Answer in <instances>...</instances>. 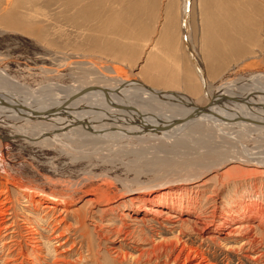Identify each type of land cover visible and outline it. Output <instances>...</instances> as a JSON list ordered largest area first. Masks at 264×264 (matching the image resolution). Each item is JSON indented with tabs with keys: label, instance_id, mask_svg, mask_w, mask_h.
I'll use <instances>...</instances> for the list:
<instances>
[{
	"label": "rangeland",
	"instance_id": "1",
	"mask_svg": "<svg viewBox=\"0 0 264 264\" xmlns=\"http://www.w3.org/2000/svg\"><path fill=\"white\" fill-rule=\"evenodd\" d=\"M183 2L0 0V85L16 83L19 95L35 91L34 94L43 93L45 97L68 86L113 85L118 79L109 69H114L121 71V77L186 95L185 101L190 98L196 106H205L210 102L208 82L216 86L223 81L239 79L245 83L243 78L264 77V7L249 4L231 7L218 4L217 0H187L186 32ZM247 83L251 82H246L250 86ZM181 103L186 107L184 101ZM216 119L217 129L189 126L174 138H163L153 131L119 134L112 129L78 135L70 127H50L42 144L37 138L33 139L37 143L29 141L22 136V130H15L21 122L5 125L0 121V191L3 188L9 191L10 205L14 206L13 218L8 223H18L20 240L22 234L33 229L49 233L51 214L63 218L64 225L71 227L69 242L62 246L56 244L66 237L51 243L41 239L42 250L37 251L42 255L22 240L25 250L20 260L66 264L58 260L63 258L69 264H78L76 248L67 250L76 240L89 257L88 264H96L93 250L101 252V261L112 260L113 246L132 253L121 264H181L173 260L169 249L160 247L143 254L138 263L133 260L139 252L151 249L155 241H169L177 235L188 245L200 246L217 264H264V243L240 249L244 231L224 237L229 229L246 223L247 219L238 217L219 225L222 210L228 212L234 200L249 204L256 198L264 206V174L241 176L242 171L251 167L239 162L247 154L255 157L264 154V119L247 112L233 117L218 113ZM145 122L141 118L137 124H129L148 127V121ZM196 174L198 178H191ZM66 182L80 188L74 190L72 202L55 204L54 209L44 207L51 203H41L37 210L30 209L32 204L25 191L32 189L49 196L51 191L64 190L62 184ZM102 183L113 198L109 202L87 201ZM167 185H179L178 190L165 193L164 198L169 195L171 203V199L176 200L171 204L170 214L179 215L184 223L175 222L177 218L174 221L158 218L152 213L150 207L169 211L166 201L132 203L126 192L127 188H140L148 193ZM206 206L210 209L216 206V216L208 228L195 229V221L200 220L198 217ZM73 209L85 215L83 224ZM123 224L128 225L130 232L125 239L109 231L113 225ZM97 229H102V237H98ZM253 232L258 240L264 238V225H257ZM207 236H213L214 240ZM10 250L0 241V264H6L3 259L12 256ZM256 252L263 253L258 262L247 256Z\"/></svg>",
	"mask_w": 264,
	"mask_h": 264
},
{
	"label": "bare ground",
	"instance_id": "2",
	"mask_svg": "<svg viewBox=\"0 0 264 264\" xmlns=\"http://www.w3.org/2000/svg\"><path fill=\"white\" fill-rule=\"evenodd\" d=\"M186 2L187 0H184L183 2L184 5L183 26H184V30H186L187 32L188 17L186 18V13H187L185 9ZM217 3L220 5H227L231 7H239L242 4H249L253 6L259 5V8L264 7V0H217ZM256 8L258 9V7ZM189 32L191 31L188 30V33ZM185 38L187 40V37ZM188 38L190 40V37ZM189 49L191 50L192 48H190L189 46ZM193 58L195 59V57ZM196 58H198L197 55ZM88 62L91 63L90 60ZM201 70L202 69L200 67L199 72L201 78L203 79L204 73H202ZM109 71L110 73L112 72L115 73L116 74L115 77L116 79H118L116 83L113 85L104 88L96 85H92V86L81 85L77 87L68 86L66 88L61 87L62 89L58 90L59 91L58 93L56 92L55 94L48 95L45 97L42 96L43 93L42 95L34 94L36 93L35 91L26 94L23 93V95L20 92L19 95L16 83L15 84L11 83L10 85L7 84L8 86L5 85L6 83L5 84L3 83L4 84L3 86L0 85V121L5 123V125L11 124L10 123L11 121L12 123L13 121L21 122L22 125H20L19 129L17 127V129L15 130H20V131L22 130L21 132L23 133L22 136L29 139V141H32L33 143L34 142L37 143L38 141L33 140L37 138V140H40L42 144L45 140H47L48 135L46 131H49L48 129L50 127H57V128L70 127L72 129V133L74 134L76 133L78 135L82 134L83 132L98 133V132H107L112 129L114 131H117L119 134H126V133L142 134L143 132L146 131H153L159 134L163 138L164 137L174 138L189 126L206 125L205 127L206 130L213 126L216 128L215 126L217 125L216 114L218 113L226 117H233L238 115H246L247 112L249 115L258 114L259 116H261V118L264 119V85H261V82H264V77L261 78V76L258 75L249 78H243V81H245V83L239 81V79L223 81L222 83H219L216 86H214L211 83L209 84L208 82L206 85L207 86L206 88L209 91V92L207 91V93H209L210 95L208 96L210 97V100L214 99L217 104H215L212 108L206 109L204 111H198V110L195 111V109L192 108V106L190 105V102L185 101L186 98L183 95L182 96L180 94L167 95V94H162L161 92H152L151 90L145 88L144 86L137 84V82L133 80L121 77V75H119L121 71L119 70L109 69ZM246 82H251V83H247L250 86H247ZM232 83H236V84L232 85ZM242 83L245 84L246 86L242 85ZM93 89H95V91ZM192 90L195 89L192 88ZM103 92L108 93L109 97L107 98ZM213 93L214 95H212ZM237 97L247 99L250 103L253 104L250 105V103H246L244 101L229 102V103L226 102L227 99L229 98H237ZM136 100H138L137 104L134 103ZM180 100L184 101L183 104H185L186 107L182 106ZM57 107H60V109L56 110L52 114L49 115L41 114V112L46 113L48 110L55 109ZM212 110L213 111L217 110V111L211 113ZM144 113H147V116L144 115ZM217 117H221V116L217 115ZM141 118L144 120V122L148 121V125H149L148 127L143 125L141 127H139L138 125L134 127L131 124H129L134 122L137 124L138 122H140ZM152 118L155 120H152ZM241 123H243V121L238 123V125H241ZM158 124H165L167 127H172L174 124H178V126L180 127L169 128L171 134L165 136L166 132L164 130L168 128L166 127L161 128L158 126ZM23 125H26V127ZM245 125H247V123ZM176 141H178V139H176ZM1 144L2 142L0 139V147ZM239 162L242 165H247L251 167L248 168L247 170L242 171L241 176L248 175L249 173H257V172L264 174V154H261L258 157H255L254 155L252 156L251 154H247V157L242 156V160H240ZM222 174L223 173H221V176ZM193 177L194 179L198 178V175L197 174L193 175L191 178ZM108 183L111 184V182ZM108 183L107 185H109ZM54 186L57 187V183H54ZM62 187H66V188L64 190L51 191L49 196L43 194L42 192H36L32 189H28L27 191H25L24 194L26 195V198L28 197L29 201L31 202L29 204H32L30 205L31 206L30 209L37 210V206H39L41 203L53 204V205L50 204L44 205L45 208L49 207L52 209L57 208L55 204L57 205L60 203L68 204L72 202L74 199V194H75L74 190H76L77 188L80 189L79 187H77L76 184L74 183L71 184V182H66L62 184ZM105 187L106 186H103V183L102 185L99 184L94 194L87 198V201L91 203L109 202L113 197L110 194V192L107 189H105ZM178 189H179V185H167L161 187L160 189L156 187L155 190L153 191L151 190L148 193H143V191H141L142 189L140 188L137 189L127 188L126 192L130 195L129 201H131L132 203L139 202L140 204L143 203V201L146 202L159 201L160 203L158 204H162L164 201H166L167 208L169 211H163L159 209V207H150L152 213L158 218L164 217L166 220L168 219L173 221L175 218H177L175 219V222L184 223L185 220L179 215L178 216L174 215L172 217V215L170 214L171 212L170 210L172 209L171 204L172 203L175 204L176 200H174V198L171 199L172 201L171 203L168 199L169 195L168 197L164 198L165 193H172ZM1 191L3 192V195L0 196V241H2V244L4 246H8V249H11L10 251H12L11 257H7L6 259H3L4 262H6V264H42L41 262L39 263L37 261L38 259L36 261H33L32 263L20 260L19 256H23L25 250L23 241L29 242L34 252L37 251V249L42 250L40 245L42 243L41 239L43 238L50 240L51 243V241L55 239L61 240L64 237H66V239L59 241L56 244L57 246H62L67 242H69L68 235H71L69 234L71 231L70 225H64L65 222L64 219L58 216H54L53 214H51V217H49L48 219V224L50 223L52 224L50 225L51 227H49V233H46L45 230H43L42 232H38L39 230L34 231L35 229H33L32 231L30 230L24 236L22 234L21 237L23 241L20 240L19 232L21 231L19 230V226L17 225L18 223H16L15 221L8 223V220L13 218V210H14L13 209L14 206L10 205L12 204V201L10 200L9 191L5 190L4 188ZM236 201L237 200L232 201V203L230 202L232 207L229 208L228 212L222 210V215H221L222 221L221 223H219V225L222 223L224 224L223 222L224 220H228L229 222L233 219L236 220V218L238 217L242 219H247L248 221L244 224L239 225L238 223V225L233 226L231 229H229L226 235H224V237L229 238V234L233 235L237 231L238 232L244 231L245 233L242 236L243 240L241 244H239L238 246L240 249H244L246 245H248L250 249L252 245H255L257 243L260 244L264 243L263 236H261L260 240H258L253 232L255 231L257 225L260 226L264 225L263 222L264 217L262 216L264 212V206L258 203L256 198H253L251 200L250 202L251 204L250 203L240 204V202H236ZM121 204L123 203H120L118 205L121 206ZM139 207H143V206L140 205ZM240 207L242 209H240ZM240 211H243L244 213L242 214L240 213ZM48 212H50V210ZM48 212H46L45 214H47ZM72 212L76 213L80 223L83 224L85 222L84 220L85 215H82L79 209L78 210L73 209ZM215 213H216V206L211 207V209L210 207L208 208L206 206L204 211L202 212L203 215L201 214L202 216L198 217L200 220L195 221V225H194L195 229L202 230L208 228L214 219ZM242 215L244 217H242ZM256 220L259 221L258 224L257 223L255 224ZM125 224H123V226L113 225L112 227L109 228V231L113 232L114 235H116V237H121L122 239H125L130 234L128 230V225ZM2 230L3 231L7 230L8 232L6 231L7 233L3 234ZM101 230L102 229H97L96 231V233H98V237H102ZM106 234H108V232ZM206 238H208L209 240H214L213 236H207ZM75 241H73L70 244L67 250H72V249L75 250L76 248L75 251L76 254L78 255V261H79L78 264H86L89 261L88 259L89 257L84 254L82 246L77 244ZM159 247L163 249H169V252L173 253L172 254V256H174L173 260L178 262L180 261L181 264H217L216 262H213L209 258V256L205 253L203 249L200 248V246L188 245L181 237L177 235L174 239L169 241L163 239L159 241H155L154 243H152L151 249H148L143 252L141 251V253L139 252V254L136 255L133 260H135V262L138 263L141 261V259H143L142 258L143 254L149 251H154ZM110 250L113 251L112 260L111 258L110 259L105 258L104 260L101 261L102 256L100 255L101 252L99 250H93V253L91 252L92 259L93 257L96 259V264H118V263L121 264L125 262L128 259V257L132 256V253L130 251L124 249L121 246L110 247ZM37 253L39 255H42L40 251H37ZM253 254L254 255H251L249 253L247 256L256 260V262H258L259 259L264 256L263 253H259V252ZM148 258L145 257V260ZM58 260H62L66 264L71 263L67 261V259H63V258ZM72 264H76V263H72Z\"/></svg>",
	"mask_w": 264,
	"mask_h": 264
},
{
	"label": "water",
	"instance_id": "3",
	"mask_svg": "<svg viewBox=\"0 0 264 264\" xmlns=\"http://www.w3.org/2000/svg\"><path fill=\"white\" fill-rule=\"evenodd\" d=\"M136 82H137V84H139L141 86H144L145 88L151 90L152 92H161L162 94H167V93L178 94L177 92H173V91H167V92L164 91V90H160L159 91V90H156L155 88H152L151 86H147L145 83H143L141 81H136ZM93 90L95 91V89H93ZM104 94H105V96L107 98L109 97L108 93L105 92ZM184 96L185 97H188L186 95H184ZM188 100H189L190 105L192 106V108L195 109V111H197V110L198 111H204L206 109L212 108L215 104H217L214 99H211L210 102L206 106H196V104H194V102L190 98ZM242 101H244L246 103H250L247 99H243V98H240V97H237V98H229V99H227L226 102L229 103V102H242ZM58 109H60V107H57L55 109L48 110L46 113L45 112H41V114L42 115H49V114L54 113ZM164 131L166 132L165 136H168V135L171 134L169 128L166 129V130H164ZM172 134H173V132H172Z\"/></svg>",
	"mask_w": 264,
	"mask_h": 264
}]
</instances>
